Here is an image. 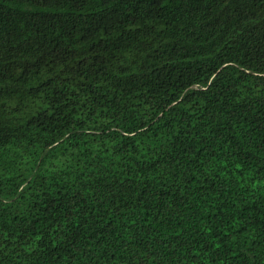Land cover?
Here are the masks:
<instances>
[{
	"label": "trees",
	"instance_id": "1",
	"mask_svg": "<svg viewBox=\"0 0 264 264\" xmlns=\"http://www.w3.org/2000/svg\"><path fill=\"white\" fill-rule=\"evenodd\" d=\"M0 264H264V0H0Z\"/></svg>",
	"mask_w": 264,
	"mask_h": 264
}]
</instances>
